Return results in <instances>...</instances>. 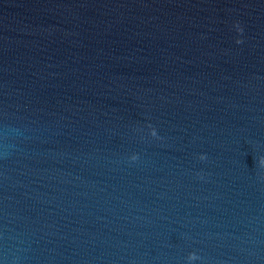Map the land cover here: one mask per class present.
Returning <instances> with one entry per match:
<instances>
[{"label": "clouds", "instance_id": "clouds-1", "mask_svg": "<svg viewBox=\"0 0 264 264\" xmlns=\"http://www.w3.org/2000/svg\"><path fill=\"white\" fill-rule=\"evenodd\" d=\"M237 43H240V41H237ZM203 158H204V157H201V159H203ZM132 159L135 160V159H136V156H133ZM195 258H196V257H195Z\"/></svg>", "mask_w": 264, "mask_h": 264}]
</instances>
